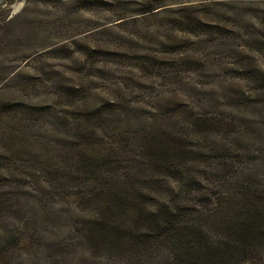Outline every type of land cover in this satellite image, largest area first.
I'll list each match as a JSON object with an SVG mask.
<instances>
[{
  "label": "rangeland",
  "instance_id": "obj_1",
  "mask_svg": "<svg viewBox=\"0 0 264 264\" xmlns=\"http://www.w3.org/2000/svg\"><path fill=\"white\" fill-rule=\"evenodd\" d=\"M170 191L264 205V0H0V264H178Z\"/></svg>",
  "mask_w": 264,
  "mask_h": 264
},
{
  "label": "trees",
  "instance_id": "obj_2",
  "mask_svg": "<svg viewBox=\"0 0 264 264\" xmlns=\"http://www.w3.org/2000/svg\"><path fill=\"white\" fill-rule=\"evenodd\" d=\"M181 194L170 191L164 202L147 210L139 243L153 239L171 243L178 264H264V205L252 202L259 200L257 195L217 194L209 206L206 194H201L202 202L191 205L181 200ZM131 213L135 229L142 218ZM133 225L120 230H132ZM110 238L106 240L111 242Z\"/></svg>",
  "mask_w": 264,
  "mask_h": 264
}]
</instances>
